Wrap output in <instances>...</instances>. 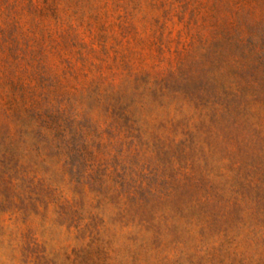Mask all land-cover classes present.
<instances>
[{
    "label": "rangeland",
    "instance_id": "rangeland-1",
    "mask_svg": "<svg viewBox=\"0 0 264 264\" xmlns=\"http://www.w3.org/2000/svg\"><path fill=\"white\" fill-rule=\"evenodd\" d=\"M0 264H264V0H0Z\"/></svg>",
    "mask_w": 264,
    "mask_h": 264
}]
</instances>
